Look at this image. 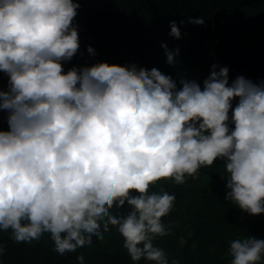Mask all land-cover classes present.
Masks as SVG:
<instances>
[{
    "label": "clouds",
    "instance_id": "9594fccd",
    "mask_svg": "<svg viewBox=\"0 0 264 264\" xmlns=\"http://www.w3.org/2000/svg\"><path fill=\"white\" fill-rule=\"evenodd\" d=\"M80 7L78 0H0V71L8 78L0 89L7 113L0 230L17 243L47 233L56 252L72 255L115 227L132 264H179L154 243L169 234L162 218L177 194L152 189L162 180H198L217 161L226 169L225 200L264 213V79L238 75L230 83L229 68L216 63L202 84L107 61L65 71L80 48ZM170 29L181 38L176 21ZM161 47L175 67L179 47ZM87 51L95 55L91 45ZM230 252L231 264H264V239H234ZM77 264H86L83 255Z\"/></svg>",
    "mask_w": 264,
    "mask_h": 264
},
{
    "label": "trees",
    "instance_id": "16d2710c",
    "mask_svg": "<svg viewBox=\"0 0 264 264\" xmlns=\"http://www.w3.org/2000/svg\"><path fill=\"white\" fill-rule=\"evenodd\" d=\"M81 4L75 23L79 26L80 48L73 65H91L107 61L118 65L156 67L179 81L180 76L196 78L202 84L213 63L229 68V82L238 75L258 82L264 79V0H78ZM203 16V25L190 24ZM170 21H176L181 38L169 35ZM181 21H184L182 24ZM169 49L179 47L175 67L166 62L161 43ZM95 49V55L87 47ZM0 71V89L7 86ZM178 87H180L178 83ZM235 103V101H234ZM7 113L0 110V129L6 130ZM225 165L215 162L200 171L198 180L183 185L159 181L153 191L176 192V205L163 217L169 234L157 237L170 259L179 264H231L230 244L234 239L255 236L264 239V213L251 215L241 210L226 195ZM125 209H113L114 214ZM0 264H77L84 256L86 264H132L123 238L112 228L91 248L61 255L45 233L31 243L15 242L10 230H0ZM138 264H145L142 259Z\"/></svg>",
    "mask_w": 264,
    "mask_h": 264
},
{
    "label": "rangeland",
    "instance_id": "374dc122",
    "mask_svg": "<svg viewBox=\"0 0 264 264\" xmlns=\"http://www.w3.org/2000/svg\"><path fill=\"white\" fill-rule=\"evenodd\" d=\"M174 227L176 228V226H171V229H170V230H172V229L174 230ZM173 230H172V231H173Z\"/></svg>",
    "mask_w": 264,
    "mask_h": 264
}]
</instances>
